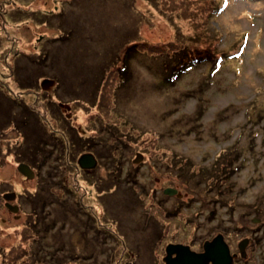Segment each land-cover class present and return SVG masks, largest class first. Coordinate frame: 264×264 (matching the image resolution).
<instances>
[{
  "label": "rangeland",
  "instance_id": "rangeland-1",
  "mask_svg": "<svg viewBox=\"0 0 264 264\" xmlns=\"http://www.w3.org/2000/svg\"><path fill=\"white\" fill-rule=\"evenodd\" d=\"M207 1L220 7L204 23L205 28L210 29V36L207 38L210 45H207L208 53H203V50L198 52L207 57L202 60L203 66L182 73V78L170 86L171 89L162 84L161 78L159 82L153 71L142 67L150 64L160 72V64L164 59L154 53L153 58L138 54L131 62L133 76L120 88V93L119 89L116 91V106L120 105V109L128 113L132 120L131 129L137 127L149 130L151 134H154L153 130L158 131L161 133L159 142L168 150H176L206 164L218 156L220 146L230 144L236 136L238 144L244 146L239 161L243 165L222 185H226L232 193L226 198L230 195L235 199L234 203L226 205L215 201L205 204L204 200L211 193L206 190L203 182L198 181L199 178H194L198 181L195 184L193 178L191 181L178 178L174 169L167 168L165 164L153 165V161L144 155V150L137 149L139 144L136 143V151H141L143 157L138 161L140 165L137 164L142 174H135V180L139 184L145 182V187L149 190L147 196L153 195L155 200L160 199L159 195L166 199L169 197L167 203L165 202L167 207L172 205L174 194L177 192L189 194L188 199L193 200H181L179 204L186 214L185 205L191 204V218L195 220L193 224L197 225V241L209 238L213 225L253 226L249 219L256 211L255 205L263 207L260 216H264V119L263 125L260 122L249 125L247 122V118L255 121L257 112L264 115V0ZM176 2L179 3H174L175 5H181L180 0ZM163 3V0H0V81L3 82L0 83V125L11 121L5 114L12 112L13 108L18 109L16 104L22 103L27 107L25 112L32 127L37 129L40 126L44 129L43 106L38 100L46 98L40 97V94H51L47 99H79L78 106L73 105L74 107L65 110L72 113L81 131L88 132L85 126L94 114L98 89H95V98H89L94 84L102 74V68L107 62L110 63L107 68L109 75L103 74L104 86L100 87L102 90L109 86L114 87L117 84V73L122 70L120 59L111 62L110 58V52L114 50L117 39L120 40L117 42L132 43L124 37L136 36L140 43L144 41L155 45L157 52L174 50V46L179 48L177 42L186 39L183 31L189 29L188 19L184 18L186 16L182 13L178 14L179 7L174 8L171 0L170 6ZM36 9L48 12L45 14L49 15L50 21L40 19L37 13H33ZM57 13L61 17L57 18ZM204 24L197 26L198 31L204 30ZM60 33L67 35L62 41L58 40ZM242 37H245L244 42ZM240 42L243 46L240 45L239 57L222 62L220 70L208 77L212 68V56L215 57V53L217 55L224 50L226 53L232 52L229 49H236ZM143 46L140 44V48ZM197 46L195 49L205 47ZM120 50L122 51L119 49V52ZM31 54L36 57H30ZM137 61L142 66H139ZM24 62L25 67L22 64ZM128 62L130 63V60ZM28 73L30 76L25 77ZM11 76L16 77L13 79ZM206 76L215 80L199 91L197 87ZM106 84L108 85L105 86ZM194 88L197 92L189 95L188 92ZM172 98L173 102H170ZM251 98L255 102L253 108L247 106ZM200 104L204 110V125L198 129L194 126L192 118L195 111L199 113ZM224 107H227L225 115L220 113ZM168 110L171 113H168ZM17 111L22 114L20 108ZM234 125L238 126L241 133L236 129L232 136H228L227 129ZM186 129H189V132H185ZM252 131L253 147L249 145L250 150H247L250 143L248 133L251 134ZM146 137L149 139L150 135ZM40 140V135H31L29 142L26 140V147L31 143L33 149H36V143ZM7 145L6 140L0 137L1 148H7ZM149 149V146L145 147L147 152ZM135 152L131 156L135 155ZM4 158L6 162L0 161V191L12 187L18 195L33 197L40 185L43 188V185L47 184L53 195H61L63 190L66 195L63 193L65 197L57 203L50 199L36 202L33 213L40 214V218L34 214L30 215V206L26 203L22 205L20 199L17 202L25 208V214L11 216L12 213L4 209L0 195V252H3L2 255L0 253V261L5 258V264H22L24 255L29 252H26L27 250H33V246H41L43 249L39 254L43 260L40 262L32 259L41 264H159L154 245L158 226L156 217L154 212L150 217L145 214L150 200L147 198L145 203L139 201L140 195L133 188L134 184H131L135 181L134 178L122 179L118 175L123 174L112 169V174H108L110 166L99 164L96 168L98 182L93 184L91 182L97 181L95 176H82L67 162L62 164L65 167L55 169L46 165L41 169L40 175L33 174L28 177L24 174L23 177L17 170L19 164L15 167L17 159L13 160L11 153ZM129 162L122 161L123 168L130 170ZM95 164V161H89L86 169ZM153 175L161 177L160 188L163 191L155 189L159 188L157 183L153 182ZM77 181L82 186L79 193L71 191H77ZM166 184H173L180 191L177 189L175 193H166ZM82 191H89V195L83 197L80 202L78 195ZM94 196L99 200H94ZM209 199L213 200L210 197ZM194 205L199 206L200 211L199 207L196 210ZM151 206L157 210V205ZM48 212L50 216H47L45 221L46 217L42 215ZM210 213L215 215L209 217ZM180 215L182 214L175 215L174 223L177 226L184 220ZM1 217L6 218V221H1ZM95 217L97 221L94 223ZM29 218L38 219L36 223L40 230H36L42 235L38 244L29 240L35 234L34 230H29L25 225ZM104 223L112 225V230L117 232L123 244L122 247H118L112 233L108 238L101 235L99 238L95 236V239L92 237L96 228L105 226ZM47 224L51 227L44 231L43 227ZM193 224L185 221L179 233L191 232ZM232 235L240 236L237 232ZM183 237L187 235L176 239ZM57 238H63V247L59 246L60 241ZM232 241L235 239L232 238ZM166 242L167 240L164 245ZM20 245L22 246L18 255L14 249ZM22 247L24 251L21 250ZM115 249H119L120 257L109 259V256L114 255ZM235 251V257L242 258L236 245ZM161 255L165 256V250ZM262 257L264 254L260 255V258ZM161 263L165 264L166 261L162 260ZM0 264H4V261Z\"/></svg>",
  "mask_w": 264,
  "mask_h": 264
},
{
  "label": "trees",
  "instance_id": "trees-1",
  "mask_svg": "<svg viewBox=\"0 0 264 264\" xmlns=\"http://www.w3.org/2000/svg\"><path fill=\"white\" fill-rule=\"evenodd\" d=\"M68 1H71V0H68ZM176 1L177 0H171V2L174 5V8L179 7L178 14L182 13L183 15L186 16L184 18L188 19V21H189L188 22V24H189L188 28L189 29H186L185 32L183 31L184 38L186 37V39H184V41L177 42L178 45H180L179 48H176L174 46V50L170 49L171 51H158L157 52V49L154 48L155 45H153L152 43L144 42V41H142L144 44L140 43V41H137L138 38L136 36L124 37V39L126 38V41L129 40V41H132V43H124L125 41L124 42H117V41H120L119 39H117V41L115 42L114 50H112L110 52L111 62H114L115 59H117V60L120 59V63L123 65L121 68L122 70L119 73H117L118 76H116V79H117L116 83L117 84L114 87H110V86L106 87L104 90L100 89V87L104 86V83H102V81L104 80V79H102L104 77L103 74L106 73L107 76L109 75V72L107 73V68H109L110 63L107 62V64L102 68V74L98 77V80L96 81V83L94 84V86L92 88V90H93L92 94L93 95L90 94V98H89V100H91L92 98H95L94 92H95V89H98V94L96 97L97 101L94 102L95 108H96L95 109L96 113L93 115V118L95 119V122L97 125L96 131H97V133L98 132L103 133L105 135V137H107L104 142H109L111 144L114 143V145L112 144V146L115 149V151L118 150L121 153H126L128 155H131L133 152L136 151L135 146H136V143H138L139 146H137L138 147L137 149L144 150V155L146 156V158L153 161V165L157 164V166H159L161 164H165L167 166V168L174 169V171L176 172L175 174H176V176H178V178L181 177L183 179H186V181H188V180L191 181L192 178H193V180H194V178L195 179L199 178L198 181L203 182L206 185V190H208L212 194V195L209 194V197L212 198L213 200H210L208 197L207 199L204 200L205 204L209 203V202L214 203V201H215V202H219L220 204L228 205V204L234 203L235 199L233 200V196H230L232 194V193H230V189L226 185L224 187H222V185H224V182L226 183L227 181H229V177L233 176L234 173L236 171H238V169L243 165L239 161H240L241 154H242L241 152L244 149V146L243 145L241 146L238 144V137L236 135H235L236 137L233 139V141L230 144L226 145L225 147L220 146L218 148L219 152L217 154L218 156H216L217 158L215 157V159L213 161L205 164V163L198 162L197 160H194V159H192V158H190V157H188L182 153H179L176 150L173 151L171 149H169V150L166 149L165 146L159 142V139H160L159 137H160L161 133H159L158 131L153 130L154 134H151L149 132V130H144L141 128L139 129L137 127L136 128L133 127L131 129L132 120L129 117L128 113L125 110L123 111L122 109H120V105H118V107L116 106L117 98H118L117 92L119 91V93H120V88H122V86L126 83V81H128L133 76V70H132V63L131 62H132V59L134 57L138 56V54L147 55V56H150L151 58H153L152 54L154 53L155 56H157V57L161 56L162 60L164 59L162 61V63L160 64L161 67L159 66L160 72L157 69H155L153 66H150V64L142 66V65H140L139 61H137V64L139 66L146 67L149 70L153 71L155 73V75H154L155 78H159L158 81L161 78L162 84L166 87H170L172 85H175L182 78V76H183L182 73L190 71V69H192V68L195 69L197 67L203 66L202 60H205L207 57L204 54H199L198 52L200 50H203V53H208L207 45L210 43L209 41H207L208 36H210V32H209L210 29H208L209 30L208 31L205 28L206 24H204V23L207 21V18H209L212 14H214L218 10V8L220 6L217 7V5H213V3L210 4L207 0H182V1L180 0L181 5L177 6L179 2L177 3ZM163 2H164L163 3L164 5H165V3H167L168 6H170V0H163ZM174 3L177 5H175ZM42 12L43 11L40 12V15H41L40 19H42L46 22H48L47 20L50 21L49 15L45 14V13L48 14V12H43V13ZM175 14L176 13H174V15ZM55 16L57 18L61 17L58 13L55 14ZM201 24H204L203 25L204 30L202 32L198 31V29H197V26H199ZM64 37H67V35L60 33L58 35V40L62 41V39H65ZM244 38L245 37H242L243 42H244ZM139 43L144 45V46L142 48H140ZM126 44L128 45V47H126L127 46ZM197 45H202V47H204V46L205 47L201 48V49L200 48L195 49L198 47ZM236 45H233V46H236ZM240 45H242V42H240L239 46L236 49L234 47L230 48L229 50L232 52L226 53V51L224 50V51H221L220 54L216 55V53H215V57L212 56V59H211L212 62H210L211 66H212L211 71L209 72V74L207 76L209 77L210 75H213L216 71H219L221 66H222V62H224L226 60L228 61L229 59H233V57L234 58L239 57V55L241 53L239 51ZM230 47H232V46H230ZM119 49H122V51L120 50V52H119ZM149 52H150V54H149ZM30 57H36V56H34V54H31ZM33 60H30V61L33 62ZM128 60H130V63L128 62ZM25 63L26 62L22 63L24 65V67H25ZM128 64H131V65H128ZM141 64H143V63H141ZM127 65H128V67H127ZM27 75L30 76V73L26 74L25 77ZM207 76H206V78H202L203 80L200 82L199 86L197 87V89L199 91H202L208 85L212 84L214 78H212V77L208 78ZM11 77H13V76H11ZM15 77H13V79ZM213 77H215V76H213ZM0 83L2 84L3 82L0 81ZM19 83H20V81L17 84H19ZM107 85L108 84H106L105 86H107ZM197 89L194 88L193 90L189 91L188 94L190 95V94L197 92L196 91ZM170 102H173V98L170 100ZM254 103L255 102H254L253 98H251L249 100V104L247 106H249L250 108H253V106L255 107ZM168 104H170V103H168ZM168 104H167V106H168ZM199 108H200V109H198L199 113H198V111H195L193 114V118H192L194 120L193 121L194 126H197L198 129L204 125V122L202 120V115H203L204 110L201 108V104L199 105ZM226 110H227V107H224L220 110V113H223L225 115ZM163 111H161V112H163ZM167 112L171 113V112H169V110ZM255 118H256L255 121L247 118L248 124L249 125H252V124L256 125L259 122L262 123L263 119H264V115L262 112L261 113L257 112L255 115ZM261 125H263V123ZM236 129H238V126H236V125H234V127L230 126L229 129H227V131H226L228 133V136L229 135L232 136ZM35 131L38 135H40L39 129L35 130ZM237 131H239V133H241L240 129H238ZM185 132H189V129H186ZM190 132L191 133L193 132V128L191 129ZM249 132H251V130H249ZM146 135H150L149 139H147ZM139 137H141L140 140H139ZM248 138L250 140V143L248 144L247 150L248 149L250 150L249 147L250 146L253 147V142H254L253 131L251 134L248 133ZM78 139L83 140V138H81L79 136H78ZM97 141H100V140L97 139ZM42 142L43 141H39L36 143V147H38V149H40V145L42 144ZM148 146L150 149L147 152L145 150V147L148 148ZM143 147H144V149H143ZM102 148H104L105 150L102 151ZM98 152H99L98 155L101 156V158H104L102 163L109 167V165H107V164L111 163V157H112L111 156L112 153L110 151V146H107V147L99 146ZM19 154L21 155L20 152H19ZM105 154H108L107 158H106ZM36 155L37 154H35V152H33L34 159H35ZM21 156H23V155H21ZM120 162H122V159H119L118 163H120ZM117 168L120 170V174L121 173L123 174L124 169H123V166L121 163L118 164ZM38 175H40V174L38 173ZM118 176H120L122 179H126L128 177H133V175L129 174V173H127L125 176H122V175H118ZM134 176H135V174H134ZM134 179H135V177H134ZM198 181H195V184ZM112 183L114 184L115 181H112ZM131 184H134L133 188H136V192L138 191L137 189L140 190L139 185L135 181L132 182ZM170 185H173V184H166L165 187H168ZM61 187H63V186L61 185ZM37 190L38 191H36L33 194V197L26 195V194H25L26 196H24L25 197L24 200L29 204V206H32V208H33V206H35L34 204L36 202L42 201L43 199L44 200L50 199V201L55 202V203H57L59 200H61V195H58V194L53 195L52 192L50 193L49 187H43V188L39 187ZM137 193L140 195L139 201H141L142 203H145L147 198H148V197H145L147 195L148 191H144V189H142V190L138 191ZM229 193H230L229 198H226ZM64 194H65V192H64ZM83 196H84V198H86L87 194L83 195ZM94 200H99V198L97 196H94ZM191 200H193V199L192 198L190 200L187 199V201H185V202H191ZM180 201H181V199L179 198V202ZM174 203H175V207L173 208L174 219H175V217H176L175 215H177V213L182 214L180 216L184 217V220L179 222V226H177V224L174 223V233H175L174 237H177L178 236L177 234H178V232H180V229L183 228L185 221H191L190 217H187V216L193 215V211H192V209L189 208L190 206H187V204H186L185 205V206H187V214H186V213H184L185 209L180 208L179 203H177V202H174ZM146 207H147V209L145 210V214H148L150 217L151 216L150 214L155 211L154 210L155 208H153L154 206H151L150 204L147 205ZM178 208H179V211H178ZM157 210H159V208H157ZM49 213L50 212L42 215V216L46 217L45 221L47 220V216H50ZM39 215H38V213L37 214L35 213V216H37L38 218H40ZM170 215L172 216L171 213H170ZM213 215H215V214L210 213L208 216L211 217ZM186 217H187V220H186ZM37 220H38L37 218H29L26 221V224H27V228L29 230H34L33 232L35 233L34 235H32V238L29 239L27 237V239H29L30 242H34V243L38 244V243H40V241L42 239V235L38 234V231L36 230V228L40 230V228L37 226V223H36ZM57 220H59V219H57ZM263 220H264V217H263ZM95 221H97V217H95L93 219L94 223H95ZM156 221L159 222L158 220H156ZM192 222H195V220L192 219ZM55 225H56V223H54V225H53L54 228H55ZM196 226L197 225L195 224L194 227L196 228ZM223 226L224 225H213L211 228L210 235L208 237L209 238L213 237L218 232H221L224 235V237L228 240H230L231 238H238V237H234L235 235H232L235 232H237V235L239 234V235H243V236L245 235V236L250 237V240H253L254 238L258 237L257 234L250 233L248 231H240L239 227H235V226H232V227L231 226H227V227L224 226L223 227ZM49 227H51V226H48V224L45 225L43 227L44 231H46L47 229H50ZM112 228H113L112 225H108V224H105V226H101V227L99 226L96 228L95 233L92 234V237L95 239V236H97V238H99V235H101L103 238H105V237L108 238L112 233L114 235L115 240L118 243V247L120 248V247H122L123 244L119 240V238L117 236V232L113 231ZM157 228H158V226H157ZM231 228H233V229H231ZM158 231L160 234H157V239H156L155 243H156V251L158 254V256H157L158 261H159L158 263L162 264L161 261L163 260V257H162L163 255H161V253H162V251H164V247H165L164 242L167 240L166 238L171 237V235L169 233L167 236L161 230H158ZM158 235H159V237H158ZM57 239H59V241H60L59 246L63 247L65 244V243L63 244V241H62L63 238H57ZM21 246L22 245L15 247L14 250H16L15 252L17 254L19 253ZM67 246H68V244H67ZM32 248H33V250L29 249L26 251V252H28V251L29 252H28V254L24 255L25 259L22 261V264H41V263L35 262V261L39 260L41 262L43 260V259H40L41 255L39 254V252L42 251L43 248L41 246H37V247L33 246ZM9 250H11V249H9ZM21 250L24 251V247H22ZM44 250L47 251L46 249H44ZM2 253H1V255H2ZM113 254L114 255L109 256V259L110 258L112 259L113 257L117 258L118 256L120 257L119 249L118 250L115 249ZM249 254L251 255V257H253V251L250 252ZM18 255H16V257ZM31 256H33V258ZM13 258L15 259V257H13ZM32 259H36V260L34 261ZM253 259H255V254H254ZM1 261H4V264H5L6 259L2 258ZM10 261H12V260H10ZM44 262H46V261L44 260Z\"/></svg>",
  "mask_w": 264,
  "mask_h": 264
},
{
  "label": "flooded vegetation",
  "instance_id": "flooded-vegetation-1",
  "mask_svg": "<svg viewBox=\"0 0 264 264\" xmlns=\"http://www.w3.org/2000/svg\"><path fill=\"white\" fill-rule=\"evenodd\" d=\"M30 11H33V10H30ZM41 11L42 10H40V9H36L33 11V13H37L38 16H41L40 15ZM60 11L61 10H59L58 12L60 13ZM54 88L55 87H53V89ZM43 96H45L46 98L45 99L40 98L38 100V102H41V105L43 106L42 118H43V121L45 124L44 129H42L40 126H38V129L40 131V136H41L40 141H43L42 144L40 145V149H38V147H36V149H33V145L31 143H29L28 146L26 147V140L29 142V136L38 135L35 131L38 129H34L31 125V123L29 122V119H28L27 114L25 112V110H27V107L22 105V103L16 104V107H18V109L13 108L12 112L9 113L10 115L8 113L5 114V115H7V117H9L12 120L6 124L0 125V137L2 139H5L6 142L8 143L7 148H1V146H0V158H1L0 161H4L5 155L11 153L13 156V160L15 158L17 159L15 162L16 168H17L18 164L25 163L30 167V169L33 170L34 175L35 174L38 175V173L41 174V169L43 170V167H45L46 165L57 169L60 167H65L62 164H63V162H65V163L67 162V164L69 166L75 168L78 171L77 172L78 174H80L82 176H85V174H86V176H95L97 181L91 182V183L95 184L98 182V177H99L98 169L96 170V168L99 166V164H103L102 162L104 160V158H101V156L98 155L99 154L98 147L99 146H102V147L110 146V151L112 153L111 154L112 157H111V163L107 164L110 166V170L108 171V174H112L111 169L114 170V172L119 173V172H117V171H120L117 168L118 164L121 163L123 166L122 162L118 163L119 159H122V161H126V160L128 161L129 160L130 162H129L128 166L131 169H133L131 171V169L128 170L129 168H123L124 170H123L122 176H125L128 173V171H131V172H129V174L133 175L132 178L135 177L134 174H136V175L142 174L141 169L137 167V164L140 165L138 163L139 159L143 157L142 154L140 153V151H136L135 155L131 156V155H128L126 153H121L118 150L115 151V149L112 146V144L114 145V143L111 144L109 142H104L107 137H105V135L103 133H100V132L97 133V131H96L97 125H96L95 119L93 118V115L96 113L95 111H94V114L91 116L92 118L91 119L89 118L87 123H86L85 129L88 132H84V131H81L79 129L80 127L75 123L76 121H75L72 113L66 112V110H65L67 108H71V106H73V105L78 106L79 105L78 104L79 99L72 98V97L71 98L69 97L68 99L67 98L66 99H60L59 97L47 99V97H51V94H47V95H43V94L41 95L40 94V97H43ZM95 101H97V100H95ZM65 102H67V104H65ZM19 108L22 111V114L17 111V110H19ZM95 109L96 108L94 105V110ZM78 136L83 138V140H79ZM12 137H14V138H12ZM97 139L100 141H97ZM4 150H6V151H4ZM104 150L105 149L102 148V151H104ZM3 151L5 153L6 152H9V153L4 154ZM19 152L23 156H21L19 154ZM33 152H35V154H37L35 156V159L33 156ZM29 153H31L32 155H29ZM84 154H90L93 157V159L96 163L93 167L86 169L88 166L85 165L86 167L84 168V165L81 164L80 158ZM105 156L107 158L108 154H105ZM5 162H6V160H5ZM17 170H18V173L20 174V176L22 175L23 177H25L24 174H22L19 169H17ZM46 173H47V170H46ZM152 177H153V182H156L157 183L156 186L159 188V189H157L155 187V189L157 191H161V190L163 191V189L160 188V185H162L161 177L156 176V175H153ZM136 183H137V181H136ZM76 184H77V191H74V190H71V191H73L75 193H79L78 191L81 190L82 186L78 183V181L76 182ZM137 184L139 185L140 190L144 189V191L149 192L147 186L145 187V182H142L141 184H139V183H137ZM41 187L42 186L40 185V188ZM43 187H48V186H47V184H45V185H43ZM134 189L136 190V188H134ZM137 190L140 191L139 189H137ZM10 192H13L14 194L11 195ZM64 192L65 191L63 190V193ZM84 192L85 191H82V193H80L78 195V199L80 200V202L84 197L83 195H86V194L89 195V193H88L89 191L87 193H84ZM63 193L61 194V199H63L66 195V193H65V195ZM0 195H1V198H3L2 202L5 205L4 209L11 212L12 213L11 216L17 217L18 215H21L22 213L25 214V212H23V211H25V208L22 205H24V203L29 205L24 200L25 199L24 196H26V195H24V196L18 195L16 190H13L12 187H9V188H6V189L0 191ZM6 195H9L10 197H8ZM146 197L149 198L151 205H155V206L157 205L156 208H159V210H155L153 213L156 217V220L159 221V222H157L158 228L156 229V231L161 230L162 232L165 233V235L168 236L169 233L171 235V237L166 238L167 242H166V245L164 248L165 255H166V246L169 244H171V245H174V244L186 245L193 252H196V253L202 252L204 250V243L207 241H211L215 236L220 234V235H222L225 243H227L229 246V252H230V255L232 257L230 264H259V263L264 264V257L260 258V255L264 254V235H262L264 233V220H263L264 216L263 217L260 216V213H261V210H263V207H259L257 205H255L256 207L254 206L256 211L253 213V216L249 219L251 221V223L253 224V226H249V225L242 226V225H238V224L234 225L235 227H239L240 231H248L250 233L257 234L258 235L257 238L250 240V237L245 236V235L244 236L240 235L238 238H234L235 241H232V238L230 240H228L224 237V235L221 232H218L213 237L203 238V239H201V241H197L196 240L197 237H196V233H195L196 229L194 227V224H193L192 218H191L193 215H191V216L186 215L187 217H190V219H191V221H189L190 224H193L191 232L187 233V232L183 231L182 234H180L178 232V234H177L178 236L174 237L175 233H174V211H173V208L175 207L174 202L179 203V198L181 199V197H179L178 194H174V200L172 201V205L170 207H167L165 204V202L168 201L169 197H167L168 199H166V198L161 197L159 195L158 196V197H160L159 200L153 199V195H151L150 197L146 195ZM18 199H20L22 201L21 202L22 205L19 202H17ZM163 200H165V201H163ZM199 203H201V202H199ZM186 207L187 206H185V208ZM195 207H197V208H195L197 210L199 206H195ZM30 208H31V210H30L29 214L35 215V213H33L32 206H30ZM198 211H200V207H199ZM19 212H20V214H18ZM170 213L172 214V216L170 215ZM187 217H186V220H187ZM3 220L6 221V218L4 219V217H1V221H3ZM25 225L27 226L26 223H25ZM155 234L157 236V234H160V233L155 232ZM184 235H187V237H183L180 240L176 239V238L182 237ZM243 242H244V244L242 247L241 243H243ZM154 245L156 246V243H154ZM235 245L239 249V254L242 256V258L241 257L240 258L235 257V254H236ZM252 251H253V257L255 254V259H253V257H251V255L249 254ZM261 252H263V253L261 254ZM244 254H245V257H244ZM175 255H176V253L171 254L172 257H174ZM238 259H240L239 260L240 262H238ZM203 264H211V261L206 260Z\"/></svg>",
  "mask_w": 264,
  "mask_h": 264
},
{
  "label": "water",
  "instance_id": "water-1",
  "mask_svg": "<svg viewBox=\"0 0 264 264\" xmlns=\"http://www.w3.org/2000/svg\"><path fill=\"white\" fill-rule=\"evenodd\" d=\"M89 161L94 159L90 154H84L80 158L82 165H86ZM18 169L22 174L28 177L33 176V170L25 163H20ZM166 193L177 192L176 188L166 187ZM179 194V193H177ZM13 195V193L11 194ZM10 197L9 195H6ZM243 243L241 246L243 247ZM172 253H176L174 257L171 256ZM206 260H210L211 264H230L232 257L229 252V246L223 240L222 235L218 234L211 241L204 243V250L202 252H193L186 245L174 244L166 246V255L164 256L165 264H203Z\"/></svg>",
  "mask_w": 264,
  "mask_h": 264
},
{
  "label": "bare ground",
  "instance_id": "bare-ground-1",
  "mask_svg": "<svg viewBox=\"0 0 264 264\" xmlns=\"http://www.w3.org/2000/svg\"><path fill=\"white\" fill-rule=\"evenodd\" d=\"M172 186H174V185H172ZM169 187H171V186H169ZM175 187V186H174ZM173 187V188H174ZM176 189H178V187H175ZM179 191H180V189H178ZM177 190V191H178ZM178 193V192H177ZM179 195V197H181L182 198V200L183 201H185V200H187L190 196H189V194H186V193H182L181 191H180V193L178 194Z\"/></svg>",
  "mask_w": 264,
  "mask_h": 264
}]
</instances>
